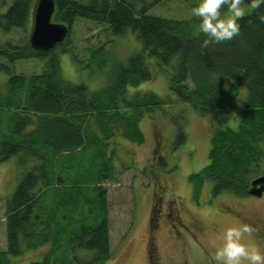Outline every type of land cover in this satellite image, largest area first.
<instances>
[{
    "label": "trees",
    "instance_id": "1",
    "mask_svg": "<svg viewBox=\"0 0 264 264\" xmlns=\"http://www.w3.org/2000/svg\"><path fill=\"white\" fill-rule=\"evenodd\" d=\"M163 1L56 0L52 22L69 28L62 45L40 52L24 36L0 46V73L9 76L0 90V165L18 157L29 168L6 200L7 246L0 248V264L44 250L31 264H111L105 185L118 182V173L110 146L117 137L145 142L140 122L163 102L128 88L152 80L150 68H165L170 91L201 116L234 113L238 121L236 130L213 133L207 166L191 176L196 196L209 181L215 196L246 198L264 177V4L239 19V36L202 48L206 37L194 20L150 14ZM34 7L35 0H12L0 28L26 31ZM78 19L95 23L108 37L86 49L83 62L71 39ZM128 34L141 45L139 53L123 58L107 50ZM67 53L103 76L104 86L92 90L83 78L68 79L61 65ZM29 60L44 62L42 72H19L17 64ZM186 143L180 127L175 148Z\"/></svg>",
    "mask_w": 264,
    "mask_h": 264
},
{
    "label": "rangeland",
    "instance_id": "2",
    "mask_svg": "<svg viewBox=\"0 0 264 264\" xmlns=\"http://www.w3.org/2000/svg\"><path fill=\"white\" fill-rule=\"evenodd\" d=\"M11 1L0 0V15L6 13ZM37 2L35 0V7ZM196 5L197 0H164L150 14L176 21L194 20L198 31L199 18L192 13ZM226 10L227 6H222L221 11ZM33 17L34 11L26 31L13 30L7 34L0 28V46L8 41L17 43L24 36L29 42L34 30ZM77 21L71 39L78 61L83 62L84 51L107 43L108 37L95 23ZM107 48L123 58L142 50L131 34L116 39V43H108ZM44 64L29 60L18 63L17 67L19 72L31 75L42 72ZM61 65L65 76L75 83L83 78L92 90L104 86L103 76L90 73V69L74 61L70 53L61 56ZM150 71L155 74L152 80L128 88L134 94L153 93L163 102L162 108L146 113L140 122L145 142L139 145L117 137L115 144L110 146L116 150L114 165L118 173V182L105 185L114 255L111 264H216L209 237L237 222L253 227L251 242L264 250V195L261 198H241L230 193L215 196L212 183L206 181L196 196L191 180V176L200 173L208 164L213 133L225 127L238 128L235 114L209 112L201 116L193 107L179 102L170 91L165 68H150ZM8 79L7 74L0 73V90ZM246 94L247 90H243L240 98L245 99ZM180 127L185 130L187 143L176 149ZM20 164L19 158L13 157L0 165L2 250L7 246L6 200L13 196L29 170ZM173 209L177 215L173 214ZM44 253L45 250L28 254L15 264H31Z\"/></svg>",
    "mask_w": 264,
    "mask_h": 264
},
{
    "label": "clouds",
    "instance_id": "3",
    "mask_svg": "<svg viewBox=\"0 0 264 264\" xmlns=\"http://www.w3.org/2000/svg\"><path fill=\"white\" fill-rule=\"evenodd\" d=\"M243 4L244 0H197L192 13L199 18L198 31L206 37L202 48L239 36V19L264 4V0H251L250 6ZM225 5L227 10L222 12ZM259 19L264 22V15ZM253 231L251 225L239 222L223 227L209 237L208 242L214 248L212 259L216 264H264V250L251 242Z\"/></svg>",
    "mask_w": 264,
    "mask_h": 264
},
{
    "label": "water",
    "instance_id": "4",
    "mask_svg": "<svg viewBox=\"0 0 264 264\" xmlns=\"http://www.w3.org/2000/svg\"><path fill=\"white\" fill-rule=\"evenodd\" d=\"M55 11L56 0H38L34 9V30L30 38V45L34 50L48 53L66 41L69 28L52 22ZM263 195L264 177H261L252 183L250 196L261 198Z\"/></svg>",
    "mask_w": 264,
    "mask_h": 264
},
{
    "label": "flooded vegetation",
    "instance_id": "5",
    "mask_svg": "<svg viewBox=\"0 0 264 264\" xmlns=\"http://www.w3.org/2000/svg\"><path fill=\"white\" fill-rule=\"evenodd\" d=\"M172 212H173V214L177 215V211L176 210L173 209Z\"/></svg>",
    "mask_w": 264,
    "mask_h": 264
}]
</instances>
